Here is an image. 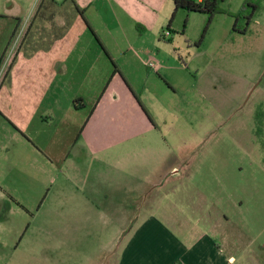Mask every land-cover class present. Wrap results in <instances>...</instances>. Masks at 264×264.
Masks as SVG:
<instances>
[{
    "label": "rangeland",
    "instance_id": "rangeland-1",
    "mask_svg": "<svg viewBox=\"0 0 264 264\" xmlns=\"http://www.w3.org/2000/svg\"><path fill=\"white\" fill-rule=\"evenodd\" d=\"M245 2L223 0L211 20L177 10L172 38L161 43L173 45L180 61L165 71L171 82L157 77L152 104L161 131L135 139L131 145L140 148L131 157L91 159L83 150L65 180L60 166L52 176L2 177L3 190L24 206L3 195L0 264H111L107 243L125 236L127 229L117 228L124 215L163 221L189 247L208 235L213 258L203 264H264V131H252L256 108L264 109V0H252L258 10L250 16L242 12ZM130 174L144 186L164 184L140 212L137 191L113 199L129 212H104L102 192L113 189L108 178ZM89 190L101 191L94 197Z\"/></svg>",
    "mask_w": 264,
    "mask_h": 264
},
{
    "label": "crops",
    "instance_id": "crops-1",
    "mask_svg": "<svg viewBox=\"0 0 264 264\" xmlns=\"http://www.w3.org/2000/svg\"><path fill=\"white\" fill-rule=\"evenodd\" d=\"M173 10V0H0V66L16 42L0 82V180L33 178V172L52 176L56 166L65 180L83 150L91 159L116 154L115 161L124 160L140 148L131 145L135 139L161 131L152 110L157 77L171 82L165 71L180 61L173 45L161 43L170 38L165 31L171 35ZM29 149L35 154L29 156ZM171 173L181 176L176 166ZM108 179L113 189L102 192V203L113 214L129 212L115 197L137 191L140 212L164 184L144 186L131 174ZM2 186L0 213L4 196L24 206ZM99 191L88 193L97 197ZM124 217L117 228L127 229L125 236L107 243L111 264H203L213 258L208 235L189 247L163 221Z\"/></svg>",
    "mask_w": 264,
    "mask_h": 264
},
{
    "label": "trees",
    "instance_id": "trees-1",
    "mask_svg": "<svg viewBox=\"0 0 264 264\" xmlns=\"http://www.w3.org/2000/svg\"><path fill=\"white\" fill-rule=\"evenodd\" d=\"M173 1H174V13L167 25L168 29H170V24L178 9H185L186 11H196V12L207 13L209 20H211L212 16L215 13L220 12L219 4L223 2V0H173ZM74 4H75L77 11L83 14V9L80 8L76 3ZM257 10H258V6L256 4H253L252 0H246L243 6L242 12H247V14L250 16V15H253V13H255ZM245 31L246 30H243L242 33H245ZM254 119H255V129L252 131L256 137H259L263 134L262 131H264L263 106L258 105V107L255 110Z\"/></svg>",
    "mask_w": 264,
    "mask_h": 264
},
{
    "label": "built area",
    "instance_id": "built-area-1",
    "mask_svg": "<svg viewBox=\"0 0 264 264\" xmlns=\"http://www.w3.org/2000/svg\"><path fill=\"white\" fill-rule=\"evenodd\" d=\"M165 34L168 36V35L170 34V32H169V31H165ZM15 43H16V42H14L12 46H10L8 52L6 53V55H5V57H4V60H3L2 64H1V66H0V74H1L4 70H6V68H7L8 64H9V62H10V60L12 59V57H13V55H14V51H15ZM5 72H6V71H5Z\"/></svg>",
    "mask_w": 264,
    "mask_h": 264
}]
</instances>
